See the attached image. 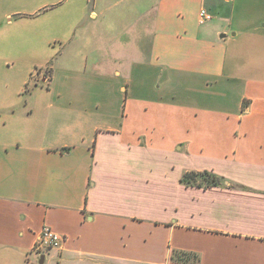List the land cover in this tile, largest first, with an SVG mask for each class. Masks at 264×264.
<instances>
[{
  "label": "crops",
  "instance_id": "obj_1",
  "mask_svg": "<svg viewBox=\"0 0 264 264\" xmlns=\"http://www.w3.org/2000/svg\"><path fill=\"white\" fill-rule=\"evenodd\" d=\"M11 1L0 26L22 15ZM136 1L84 72L124 79L127 64L133 80L146 64L190 97L127 101L119 124L77 90L1 101L0 264H264V0ZM43 93L62 96L27 95ZM188 172L220 184L186 187ZM45 226L65 242L35 254Z\"/></svg>",
  "mask_w": 264,
  "mask_h": 264
},
{
  "label": "rangeland",
  "instance_id": "obj_2",
  "mask_svg": "<svg viewBox=\"0 0 264 264\" xmlns=\"http://www.w3.org/2000/svg\"><path fill=\"white\" fill-rule=\"evenodd\" d=\"M24 1L19 8L14 6V0L9 3L12 11L20 9L22 15L11 16L9 25L0 26V103L9 100L11 105L22 106V100L28 98L34 105H46L50 101L57 105L74 104L65 92L77 90L82 92L80 99L85 104L107 105V122L119 124L126 113L127 101L141 98L180 102L190 97L178 78L167 88L162 87L167 74L146 64L134 65L133 72L138 71L139 76L133 80L126 74L127 64L124 79L112 73L101 77L84 72V58H104V40L128 33L126 30L133 19L128 10H132L136 0L107 1L109 10L105 13H101L105 0H98L95 8L93 0ZM37 8L39 13L30 14ZM43 77L48 78V83H42ZM35 90H57L62 96L51 98L43 93V99L37 97L38 103H34L27 94ZM174 90L176 96L170 93ZM216 180L219 185L220 181ZM199 181L202 186L207 183Z\"/></svg>",
  "mask_w": 264,
  "mask_h": 264
},
{
  "label": "built area",
  "instance_id": "obj_3",
  "mask_svg": "<svg viewBox=\"0 0 264 264\" xmlns=\"http://www.w3.org/2000/svg\"><path fill=\"white\" fill-rule=\"evenodd\" d=\"M200 17L203 20L210 19V16L205 12V10H201ZM64 242L65 238L63 236L45 226L41 229L31 252L40 254L41 252L48 250H59L62 248Z\"/></svg>",
  "mask_w": 264,
  "mask_h": 264
},
{
  "label": "trees",
  "instance_id": "obj_4",
  "mask_svg": "<svg viewBox=\"0 0 264 264\" xmlns=\"http://www.w3.org/2000/svg\"><path fill=\"white\" fill-rule=\"evenodd\" d=\"M194 178L196 180V184L194 182ZM203 180L206 181L207 183L202 186L201 181ZM180 183L186 187H203V188H208L211 186L218 185V181L210 174L207 172L203 173H194V172H188L182 175L180 178Z\"/></svg>",
  "mask_w": 264,
  "mask_h": 264
}]
</instances>
